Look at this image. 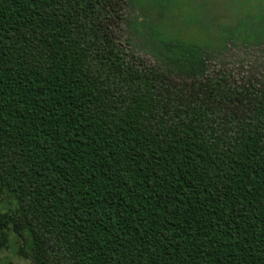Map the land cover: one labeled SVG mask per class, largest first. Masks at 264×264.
<instances>
[{
  "label": "trees",
  "instance_id": "1",
  "mask_svg": "<svg viewBox=\"0 0 264 264\" xmlns=\"http://www.w3.org/2000/svg\"><path fill=\"white\" fill-rule=\"evenodd\" d=\"M127 0H0V252L25 264H264V82L234 42L117 36Z\"/></svg>",
  "mask_w": 264,
  "mask_h": 264
},
{
  "label": "rangeland",
  "instance_id": "2",
  "mask_svg": "<svg viewBox=\"0 0 264 264\" xmlns=\"http://www.w3.org/2000/svg\"><path fill=\"white\" fill-rule=\"evenodd\" d=\"M229 32L250 42H234L213 69L228 68L238 82H264V0H127L117 24L124 46L148 63L163 51L162 39L220 46ZM25 263L11 249L0 252V264Z\"/></svg>",
  "mask_w": 264,
  "mask_h": 264
}]
</instances>
